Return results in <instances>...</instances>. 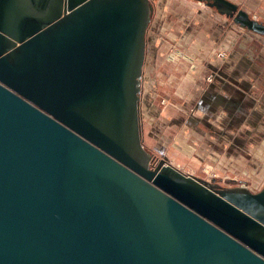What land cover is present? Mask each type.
Here are the masks:
<instances>
[{"label":"water","instance_id":"water-1","mask_svg":"<svg viewBox=\"0 0 264 264\" xmlns=\"http://www.w3.org/2000/svg\"><path fill=\"white\" fill-rule=\"evenodd\" d=\"M264 37L230 0H191ZM150 0H0V264H264V187L153 156Z\"/></svg>","mask_w":264,"mask_h":264},{"label":"crops","instance_id":"crops-1","mask_svg":"<svg viewBox=\"0 0 264 264\" xmlns=\"http://www.w3.org/2000/svg\"><path fill=\"white\" fill-rule=\"evenodd\" d=\"M230 1L264 23V0ZM160 3L159 31L146 51L152 60L147 66L145 59L142 120L151 124L158 103L164 137L178 130L180 146L203 149L204 163L258 176L264 170V37L198 2L189 11ZM158 36L180 47L158 53Z\"/></svg>","mask_w":264,"mask_h":264},{"label":"rangeland","instance_id":"rangeland-1","mask_svg":"<svg viewBox=\"0 0 264 264\" xmlns=\"http://www.w3.org/2000/svg\"><path fill=\"white\" fill-rule=\"evenodd\" d=\"M160 1L164 2L165 5L169 4L168 6H177L181 7V5H184V9L189 11V6L194 5L192 4V1L188 0H155L154 4L156 6L157 12H160V6L162 7V3ZM160 3V4H159ZM188 5V6H186ZM185 10V11H186ZM161 14V13H160ZM158 53L164 50H169L168 52L175 51V46H178L177 44H173L172 42L168 44L161 43V38L159 36L156 39L155 42ZM147 56H150L148 54ZM204 59V58H203ZM147 60V66L151 63L152 58H148ZM142 95V94H141ZM163 101V100H162ZM165 103V102H164ZM157 104L154 107L153 110V117L151 119V124L148 125V123H145L142 120V132L144 133L143 136V142L145 149L154 157V160L152 161L153 167L157 166L159 159L161 157H165L167 161L174 166L177 169H180L185 174H192L196 177H199L205 181H208L212 183V178H215L216 181H218V184L224 186V187H241L246 184L250 190L253 192H259L264 187V170H261L260 174L256 176V174H252L251 172H244L242 169L240 171H221L217 167L208 164L207 162L204 163V160L202 159V156L205 153L203 149L200 147L194 148L195 150L192 151V149H189L188 147L182 148L180 144V136L181 132L179 133L178 130L169 131V134L167 137H164V133H160L162 130L160 129L158 119L156 118L155 114H157ZM162 107H165L162 105ZM143 112H145L146 107L143 106ZM147 111V110H146ZM161 130L160 132L158 130ZM152 131V132H151ZM158 131V133H157ZM149 132L151 133V137L148 135ZM175 137V138H173ZM183 142V141H182ZM187 143V142H186ZM192 151L193 154H190ZM202 154V155H201ZM252 176H248V175ZM218 179V180H217ZM227 179V180H226ZM224 180V182H223ZM243 181V182H242ZM259 189V190H258Z\"/></svg>","mask_w":264,"mask_h":264},{"label":"flooded vegetation","instance_id":"flooded-vegetation-1","mask_svg":"<svg viewBox=\"0 0 264 264\" xmlns=\"http://www.w3.org/2000/svg\"><path fill=\"white\" fill-rule=\"evenodd\" d=\"M153 7H154V12H153V15H152V22H151V27L148 31V34H147V48L150 44V42L156 38V34H158V31H159V27H160V19H161V14H159V11L157 12V9H156V6L154 4L155 0H150ZM191 1V0H190ZM206 7V6H205ZM208 8V7H206ZM152 39V40H151ZM151 40V41H150ZM147 51V50H146ZM142 87H143V80H142ZM142 101V99H141ZM140 110H142V104H140ZM141 123H142V116H141ZM143 134V132H142ZM143 138V137H142ZM163 157H161L162 159ZM153 160H154V157H153ZM152 160V161H153ZM160 160V159H159ZM155 161V160H154ZM153 166V165H152ZM243 182V181H242Z\"/></svg>","mask_w":264,"mask_h":264},{"label":"bare ground","instance_id":"bare-ground-1","mask_svg":"<svg viewBox=\"0 0 264 264\" xmlns=\"http://www.w3.org/2000/svg\"><path fill=\"white\" fill-rule=\"evenodd\" d=\"M179 170H180V169H179ZM182 172H183V171H182ZM189 175H192V174H189ZM193 176H195V175H193ZM212 179H215V178H212ZM215 180H216V179H215ZM217 180H218V179H217ZM226 180H227V179H226ZM218 181H219V180H218ZM218 181H217V182H218ZM223 182H224V180H223ZM258 190H259V189H258Z\"/></svg>","mask_w":264,"mask_h":264},{"label":"built area","instance_id":"built-area-1","mask_svg":"<svg viewBox=\"0 0 264 264\" xmlns=\"http://www.w3.org/2000/svg\"><path fill=\"white\" fill-rule=\"evenodd\" d=\"M219 57H223V55L222 54H219Z\"/></svg>","mask_w":264,"mask_h":264}]
</instances>
